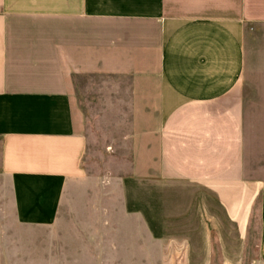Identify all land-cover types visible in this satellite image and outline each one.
<instances>
[{
    "label": "crops",
    "instance_id": "0c3cea01",
    "mask_svg": "<svg viewBox=\"0 0 264 264\" xmlns=\"http://www.w3.org/2000/svg\"><path fill=\"white\" fill-rule=\"evenodd\" d=\"M79 80L126 133L123 207L152 241L264 264V0H0V260L12 213L54 225L85 176Z\"/></svg>",
    "mask_w": 264,
    "mask_h": 264
},
{
    "label": "rangeland",
    "instance_id": "374dc122",
    "mask_svg": "<svg viewBox=\"0 0 264 264\" xmlns=\"http://www.w3.org/2000/svg\"><path fill=\"white\" fill-rule=\"evenodd\" d=\"M76 86L72 103L81 112L80 129L88 137L82 162L85 176L65 182L54 225H21L12 213V256L0 264H183L180 257H172L178 255L175 246L152 241L141 218L125 212L120 177L140 172L130 147L123 146L126 133L110 128L111 116L101 113L105 106L101 107L96 92L83 90L80 80ZM0 185L4 183L0 181ZM257 221L256 213L253 230ZM256 238L254 233L251 255ZM73 251H86V258H74ZM245 264H253V260L246 259Z\"/></svg>",
    "mask_w": 264,
    "mask_h": 264
}]
</instances>
